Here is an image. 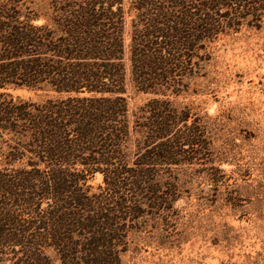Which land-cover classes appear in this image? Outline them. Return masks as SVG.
Here are the masks:
<instances>
[{"label": "trees", "instance_id": "1", "mask_svg": "<svg viewBox=\"0 0 264 264\" xmlns=\"http://www.w3.org/2000/svg\"><path fill=\"white\" fill-rule=\"evenodd\" d=\"M126 17L132 82L153 97L132 123ZM263 22L264 0H0V264H124L204 146L172 99L221 36Z\"/></svg>", "mask_w": 264, "mask_h": 264}, {"label": "rangeland", "instance_id": "2", "mask_svg": "<svg viewBox=\"0 0 264 264\" xmlns=\"http://www.w3.org/2000/svg\"><path fill=\"white\" fill-rule=\"evenodd\" d=\"M123 6L127 11L129 0ZM129 22L126 17L125 101L132 123L153 97L131 79ZM209 53L199 77L172 99L188 116L185 125H200L204 146L194 147L193 164L178 169L170 212L135 235L124 264H264V22L259 30L221 36ZM11 94L40 100L26 89ZM48 255L52 264H70Z\"/></svg>", "mask_w": 264, "mask_h": 264}]
</instances>
